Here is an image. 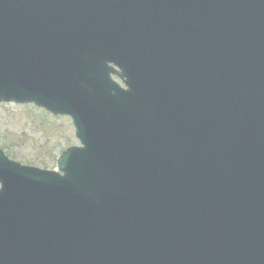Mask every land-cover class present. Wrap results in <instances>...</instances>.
<instances>
[{"label":"water","instance_id":"obj_1","mask_svg":"<svg viewBox=\"0 0 264 264\" xmlns=\"http://www.w3.org/2000/svg\"><path fill=\"white\" fill-rule=\"evenodd\" d=\"M0 100L82 144L0 151V264H264V0H0Z\"/></svg>","mask_w":264,"mask_h":264},{"label":"rangeland","instance_id":"obj_2","mask_svg":"<svg viewBox=\"0 0 264 264\" xmlns=\"http://www.w3.org/2000/svg\"><path fill=\"white\" fill-rule=\"evenodd\" d=\"M78 144L70 118L33 105L0 103V149L11 159L55 169L58 154Z\"/></svg>","mask_w":264,"mask_h":264}]
</instances>
